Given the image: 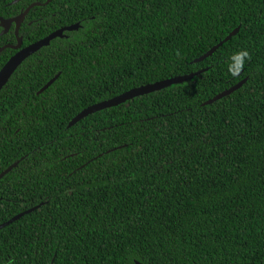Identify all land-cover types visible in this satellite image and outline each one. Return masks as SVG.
Instances as JSON below:
<instances>
[{
  "label": "trees",
  "instance_id": "obj_1",
  "mask_svg": "<svg viewBox=\"0 0 264 264\" xmlns=\"http://www.w3.org/2000/svg\"><path fill=\"white\" fill-rule=\"evenodd\" d=\"M14 1L0 18L35 0ZM75 24L0 92V174L19 162L0 225L37 208L0 230V264H264V0H52L30 11L23 47Z\"/></svg>",
  "mask_w": 264,
  "mask_h": 264
},
{
  "label": "water",
  "instance_id": "obj_2",
  "mask_svg": "<svg viewBox=\"0 0 264 264\" xmlns=\"http://www.w3.org/2000/svg\"><path fill=\"white\" fill-rule=\"evenodd\" d=\"M22 0H15L13 4L19 3ZM52 0H47V2L44 5H48ZM42 4L36 3L31 5L24 13H22L18 18L14 19H4L0 18V27L3 29L2 35H5L9 32L11 27L16 24L17 29H16V37H17V45H8L6 47H3L0 49V54L5 51L6 49H11V50H19V52L13 56L9 62L3 67V69L0 72V92L4 89V87L8 84L10 81L11 77L13 74L16 72V70L22 65V63L32 55L36 54L38 51H40L44 47L50 46L51 42L57 38H64L65 32H73V31H78L80 29V24H75L69 27H65L63 29H60L52 34H50L48 37L40 40L39 42H36L24 49H22V42L23 39L22 37L19 36V29L22 25V22L24 21L25 17L29 14V12L34 8V7H40ZM240 31V27L236 28L227 38H225L223 41H221L218 45L213 47L209 52H207L205 55L200 57L199 59H196L194 63H199L203 62L206 59L210 58L220 47H222L225 43L229 42L233 37L237 36V34ZM203 71H199L196 73H192L190 75H185L181 77H176L164 81H160L151 85H146L142 86L140 88L132 89L120 96H117L113 99L95 104L93 106H90L89 108L85 109L83 112H81L78 116H76L69 124L68 128H71L72 126L76 125L78 122L82 121L83 119L87 118L90 115H93L97 112L110 109L113 107H117L119 105L125 104L128 101H131L137 97H141L144 95H148L154 92H158L161 90H164L166 88H169L173 85L177 84H182L185 82H188L192 80L194 77L202 73ZM60 74L56 75L52 80H50L46 86L40 91L39 94L45 92L47 89H49L54 82L59 78ZM247 82V79L243 80L240 82L238 85L230 88L229 90L224 91L223 93L219 94L216 96L214 99L208 101L205 103L206 105H211L229 95L234 93L235 91L239 90L242 88V86ZM19 162H16L13 164L11 167H9L6 171H4L2 174H0V181L8 174L10 173L13 169H15L18 166ZM37 209V208H35ZM35 209H32L30 211H26L24 213H21L14 218H12L9 222L0 225V230L6 228L7 226L13 224L14 222L18 221L22 217L30 214L33 212ZM136 264H141L140 262H136Z\"/></svg>",
  "mask_w": 264,
  "mask_h": 264
},
{
  "label": "flooded vegetation",
  "instance_id": "obj_3",
  "mask_svg": "<svg viewBox=\"0 0 264 264\" xmlns=\"http://www.w3.org/2000/svg\"><path fill=\"white\" fill-rule=\"evenodd\" d=\"M22 1H23V0H22ZM20 2H21V1H20ZM46 2H47V0H46ZM46 2L41 3L40 0H35L33 3L29 4V5L27 6L26 9L22 10V12H21L19 15L15 16V17H13V18H11V19L18 18L22 13H24V12H25V11H26L31 5H33V4L39 3V4H42V6H47V5H44ZM51 2H52V1H51ZM51 2H50V3H51ZM50 3H49V4H50ZM12 4H13V3H12ZM16 4H17V3H16ZM49 4H48V5H49ZM34 8H35V7H34ZM34 8H33V9H34ZM29 14H30V12H29ZM29 14L25 17L24 21L22 22V25H21V27H20V29H19V36H20L21 29H22L23 25L25 24V22L27 21V18H28V16H29ZM8 20H9V19H8ZM31 24H32V23L29 22V23H28V26H30ZM64 28H65V27H64ZM1 29H2V28H1ZM16 29H17V25L14 24V25L11 27V29L9 30V32H8L7 34H9V33H11V32L14 33V36H15V38H16V45H17L18 43H17V37H16ZM62 29H63V28H62ZM55 32H56V31H55ZM2 33H3V29H2ZM2 33H1V35H2ZM53 33H54V32H53ZM65 33H66V32H65ZM65 33H64V35H65ZM2 36H3V35H2ZM20 37H22V36H20ZM65 37H66V36H65ZM65 37H64V38H65ZM22 39H23V37H22ZM55 40H56V39H55ZM53 41H54V40H53ZM6 46H8V45H6ZM6 46H4V47H6ZM14 46H15V45H14ZM2 48H3V47H2ZM24 48H26V47H23V42H22V49H24ZM0 49H1V48H0ZM14 51H16V52L13 54V56H15V55L19 52V50H14ZM13 56H11V57L9 58V60H10ZM29 59H30V57L27 58L25 61H27V60H29ZM9 60L7 61V63L9 62ZM25 61H24V62H25ZM24 62H23V63H24ZM7 63H6V64H7ZM23 63H22V64H23ZM6 64H5V65H6ZM5 65H4V66H5ZM21 66H22V65H20V67H21ZM20 67H19V68H20ZM2 69H3V68H2ZM2 69H1V70H2ZM0 72H1V71H0ZM16 72H17V71H16ZM16 72H15V73H16ZM15 73H14V74H15ZM14 74H13V75H14ZM12 77H13V76H12ZM12 77H11V78H12ZM6 86H7V85H6ZM6 86H5V87H6ZM5 87H4V88H5Z\"/></svg>",
  "mask_w": 264,
  "mask_h": 264
}]
</instances>
